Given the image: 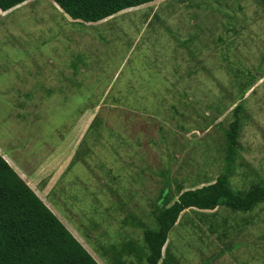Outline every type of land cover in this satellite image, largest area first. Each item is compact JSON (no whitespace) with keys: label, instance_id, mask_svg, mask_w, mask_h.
Returning a JSON list of instances; mask_svg holds the SVG:
<instances>
[{"label":"rangeland","instance_id":"rangeland-1","mask_svg":"<svg viewBox=\"0 0 264 264\" xmlns=\"http://www.w3.org/2000/svg\"><path fill=\"white\" fill-rule=\"evenodd\" d=\"M250 72L260 78L242 94ZM239 95L246 119L232 163L225 128ZM0 155L34 178L99 264L112 260L95 243L118 251L156 228L150 201L165 186L184 192L221 174L240 192L264 182V9L157 0L95 23L51 0L0 12ZM263 211L185 210L168 234L169 264H262Z\"/></svg>","mask_w":264,"mask_h":264},{"label":"trees","instance_id":"trees-1","mask_svg":"<svg viewBox=\"0 0 264 264\" xmlns=\"http://www.w3.org/2000/svg\"><path fill=\"white\" fill-rule=\"evenodd\" d=\"M26 1L28 0H0V12L8 11ZM51 1L74 21L95 23L122 10L153 3L157 0ZM256 1L264 9V0ZM249 77V83H237L238 90L242 94L255 83L256 78H260L253 72L249 73ZM237 98H240L241 102L233 108L231 112L233 119L226 124L227 128H225L226 159L231 160L232 163L238 147L239 150H242L240 121L246 119L243 113L245 106L242 104V96L239 95ZM101 113L103 112L101 111L92 119L88 129L99 124L97 118ZM207 117L209 116L207 115ZM208 127L209 125L206 124L204 129L207 130ZM69 166L68 164L67 169ZM45 182L46 180L41 183L40 188H44ZM165 188H162L158 198L150 201L151 215L156 223V228L142 231L140 245L128 240L123 242L120 250L117 251L115 247L104 243V240L95 243L102 244L100 247L103 250V255L110 257L112 264H169L174 259H170L166 245L168 234L185 210L196 208L205 211L214 210L217 206H224L234 213H251L259 206L264 208V182L252 185L245 192H240L231 188L229 177L226 174L219 175L212 184L198 189L181 192L184 184L179 182L175 184L172 192L171 190L165 191ZM46 200L49 203L48 198ZM127 200L129 201V199L120 200L118 205L117 209H120L122 213L129 212L128 203L125 202ZM130 202L133 201L130 200ZM110 214L112 213L110 212ZM261 214H264V211ZM263 222L260 220L257 225ZM245 223L256 225L254 218L253 222L250 219ZM92 246L93 244H91ZM163 248L165 249L164 255H162ZM255 257V255L252 257L253 264L258 262ZM0 264H99L84 244L51 212L45 202L1 155ZM262 264H264V260Z\"/></svg>","mask_w":264,"mask_h":264},{"label":"crops","instance_id":"crops-1","mask_svg":"<svg viewBox=\"0 0 264 264\" xmlns=\"http://www.w3.org/2000/svg\"><path fill=\"white\" fill-rule=\"evenodd\" d=\"M2 157L8 162V164L11 166V167H13L14 168V170L18 173V175L21 177V175L23 176L22 177V179H24V181L27 183V185L30 187V184H31V186H33V184H34V182H35V180H34V178L33 177H27L26 175H25V173H20L18 170H17V168H15V166H13L11 163H10V161L7 159V158H5L3 155H2ZM33 191L37 188V187H34V188H32V187H30ZM44 188H45V186H44ZM44 188H43V190H44ZM35 192V191H34ZM39 196V195H38ZM40 199H42V198H40ZM45 200H46V198H44ZM43 200V199H42ZM44 201V200H43ZM47 201V200H46ZM46 204V203H45Z\"/></svg>","mask_w":264,"mask_h":264},{"label":"clouds","instance_id":"clouds-1","mask_svg":"<svg viewBox=\"0 0 264 264\" xmlns=\"http://www.w3.org/2000/svg\"><path fill=\"white\" fill-rule=\"evenodd\" d=\"M2 156V155H1ZM5 160V159H4ZM6 161V160H5ZM7 162V161H6ZM8 163V162H7ZM15 171V170H14Z\"/></svg>","mask_w":264,"mask_h":264}]
</instances>
